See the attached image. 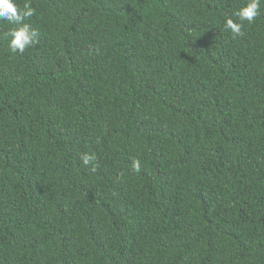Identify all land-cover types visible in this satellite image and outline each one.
<instances>
[{
    "label": "trees",
    "instance_id": "obj_1",
    "mask_svg": "<svg viewBox=\"0 0 264 264\" xmlns=\"http://www.w3.org/2000/svg\"><path fill=\"white\" fill-rule=\"evenodd\" d=\"M26 2L23 54L0 20V264H264V4L233 38L246 0Z\"/></svg>",
    "mask_w": 264,
    "mask_h": 264
},
{
    "label": "clouds",
    "instance_id": "obj_2",
    "mask_svg": "<svg viewBox=\"0 0 264 264\" xmlns=\"http://www.w3.org/2000/svg\"><path fill=\"white\" fill-rule=\"evenodd\" d=\"M262 4H264V0H246L244 6L233 13L239 22H235L232 18L226 20L225 29L230 31L233 38L244 35L242 31L244 22L252 24L260 14ZM34 15L35 9L28 2L24 4L21 10L17 7L15 0H0V20L19 25L5 34L6 37L10 38L8 46L13 53L23 54L27 48L34 46L37 42L38 33L31 29L28 24L23 23L24 20ZM80 159L85 166H90L92 171H95L98 167L95 153H83ZM132 167L134 170L139 171L140 161L134 160Z\"/></svg>",
    "mask_w": 264,
    "mask_h": 264
}]
</instances>
